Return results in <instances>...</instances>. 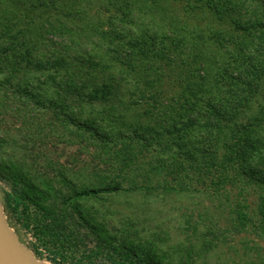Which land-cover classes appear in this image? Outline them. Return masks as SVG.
<instances>
[{
  "label": "rangeland",
  "instance_id": "374dc122",
  "mask_svg": "<svg viewBox=\"0 0 264 264\" xmlns=\"http://www.w3.org/2000/svg\"><path fill=\"white\" fill-rule=\"evenodd\" d=\"M82 1L88 4V16L104 21L109 13L106 0ZM232 3L238 6L245 33L221 21L205 0H174L173 6L183 23L196 32L192 42L195 52L204 51L206 40L213 42L214 37L227 43L219 49L226 62H232L240 50L242 54L250 52L246 70L232 73L237 78L230 82L232 91L256 88L257 93H264V0ZM212 52L218 55L217 50ZM3 58L0 50V203L3 192H15L46 198L50 207L62 202L76 205L84 217L88 207L129 214L134 227L127 235L135 245L139 240L146 243L154 264H264V221L255 202L257 194L264 193V96L259 101L258 110L263 111L260 122L242 134L233 162L249 183H259L220 191L208 187L216 180L208 171V160L218 154L217 118L207 123L195 121L199 110L187 101L201 90L194 88L200 76L199 62L187 64L183 58L184 66L197 74L194 77L188 71L180 75L171 72L166 61L159 60L166 73L165 77L159 75L161 86H144L135 97L156 93L164 99L162 112L152 110L150 118L146 111L150 109L139 103L126 113L133 114L130 119L100 122L98 107L91 109L73 98L67 100L69 109L59 107L47 87L44 95L35 80L9 75L8 66L1 63ZM64 73L59 70L60 76ZM227 86L212 88L217 116L226 107ZM88 119L94 120L92 129L83 127ZM193 124L199 128L190 132L188 126ZM117 133L129 140L119 139ZM190 164L192 169L184 174L167 171L168 165ZM122 178L154 190L114 197L97 193L121 184ZM236 178L241 179L239 175ZM160 186L168 188L160 191ZM89 191L96 194L84 196ZM111 219V224L119 223L114 213ZM8 225L24 246L33 241L18 224Z\"/></svg>",
  "mask_w": 264,
  "mask_h": 264
},
{
  "label": "trees",
  "instance_id": "16d2710c",
  "mask_svg": "<svg viewBox=\"0 0 264 264\" xmlns=\"http://www.w3.org/2000/svg\"><path fill=\"white\" fill-rule=\"evenodd\" d=\"M106 1L109 13L101 21L99 17L88 16L85 11L88 4L82 0H0V50L4 55L1 63L8 66L7 73L35 80L44 95L48 94L43 90L47 87L59 107L69 109V98L87 103L91 109L98 107L102 116L97 121L103 122L130 119L133 114L126 113L140 104L150 109L146 110L150 118L152 110L162 112L161 96L151 93L140 99L135 94L144 91V86H161L166 73L158 65L160 59L166 61L171 72L180 75L188 71L194 77L197 74L184 66V60L187 64L197 61L200 76L194 88L201 90L187 101L199 110L195 121L207 123L208 119L217 118L220 139L218 154L208 160V171L216 179L208 187L221 191L259 183H249L248 177L233 167L242 134L260 122L264 111L258 110L264 96L263 92L259 94L260 90L258 93L256 88L250 92L231 90L230 82L237 80L232 73L246 70L251 63L250 52L242 54L240 50L231 58L232 62H226L219 49L227 47V43L217 37L213 42L206 40L204 51L195 52L192 42L196 32L176 13L174 0ZM205 1L221 21L245 33L238 6H232L234 0ZM211 43H215L214 47ZM59 70L65 76H60ZM219 84L228 86L226 107L217 116L212 88ZM93 122L88 119L83 127L92 129ZM198 128L197 124L188 126L190 132ZM117 136L129 140L119 133ZM192 165H168L167 171L184 174ZM157 169L160 171V167ZM238 175L241 179L236 178ZM121 180H124L121 184L106 186L97 193L114 197L154 190L150 185L138 186ZM157 188L161 191L168 187ZM95 194L89 191L84 196ZM45 199L3 192L1 201L8 224H18L33 238L27 248L37 260L49 264H154L146 243L139 240L135 245L127 235L134 227L129 214L88 207L84 217L76 205L62 202L50 207ZM255 202L259 218L264 221V193L257 194ZM113 213L119 216L117 224H111Z\"/></svg>",
  "mask_w": 264,
  "mask_h": 264
},
{
  "label": "water",
  "instance_id": "95a60500",
  "mask_svg": "<svg viewBox=\"0 0 264 264\" xmlns=\"http://www.w3.org/2000/svg\"><path fill=\"white\" fill-rule=\"evenodd\" d=\"M0 264H49L37 260L7 223L0 203Z\"/></svg>",
  "mask_w": 264,
  "mask_h": 264
}]
</instances>
